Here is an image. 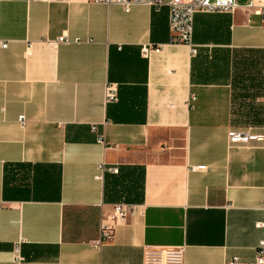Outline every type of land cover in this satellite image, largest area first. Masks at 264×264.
<instances>
[{
  "label": "crops",
  "instance_id": "obj_1",
  "mask_svg": "<svg viewBox=\"0 0 264 264\" xmlns=\"http://www.w3.org/2000/svg\"><path fill=\"white\" fill-rule=\"evenodd\" d=\"M248 1L195 14L191 55L170 43L167 6L0 0V264H143L154 247L254 263L264 142L228 141L264 129V21ZM115 204L133 211L102 240Z\"/></svg>",
  "mask_w": 264,
  "mask_h": 264
},
{
  "label": "built area",
  "instance_id": "obj_2",
  "mask_svg": "<svg viewBox=\"0 0 264 264\" xmlns=\"http://www.w3.org/2000/svg\"><path fill=\"white\" fill-rule=\"evenodd\" d=\"M93 3L104 5L120 6L125 12H128L134 5H147L154 10H159L163 6L168 7V25L170 30V43L175 45H186L190 48L191 55L197 53L196 46L192 44L193 18L197 13H234L240 6L237 0H86ZM245 8L258 15L264 21V6H259L254 0H249ZM62 40V39H61ZM66 42V40H64ZM5 47V45H2ZM152 49L149 45L141 47L142 56L146 57ZM104 98L106 103H111L117 99V90L114 85L105 87ZM20 124L24 123V117L18 118ZM95 131V127L91 128ZM99 141L103 138L100 136ZM229 143H245L248 141L264 142V129L259 134H250L248 132L228 133ZM192 168L191 170H197ZM116 172V169H111ZM133 211V207L126 204H115L113 214L104 218L99 225L100 238L107 240L111 237L114 226L123 221L128 214ZM256 227L264 229V220L258 222ZM17 251V250H16ZM183 247H154L146 248L143 254V264H183ZM235 261L229 263L234 264ZM253 264H264V243L259 245L256 258Z\"/></svg>",
  "mask_w": 264,
  "mask_h": 264
}]
</instances>
